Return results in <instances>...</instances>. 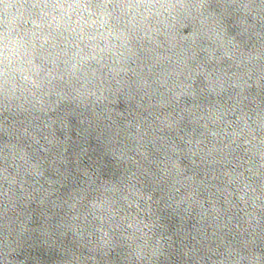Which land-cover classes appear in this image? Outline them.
Masks as SVG:
<instances>
[{"label": "clouds", "instance_id": "1", "mask_svg": "<svg viewBox=\"0 0 264 264\" xmlns=\"http://www.w3.org/2000/svg\"><path fill=\"white\" fill-rule=\"evenodd\" d=\"M226 2L248 10L254 0ZM259 2L264 5V0ZM17 3L20 0H0V109L12 106L23 109L25 105L30 108L42 106L46 94L44 89L51 83L38 71L33 40L35 33L21 29L18 22L19 10H13ZM23 3L29 4L32 10H38L30 12V15L40 18L39 27L48 28L49 36L56 33L63 38L64 47L56 53L63 64L62 70L57 73L58 78L73 88L76 97L95 104H102L107 99L106 93L112 92L113 88H122L123 82L117 80L115 85L110 81L106 83L104 78L91 71L90 62L100 63L103 54L109 52L119 61L124 53L117 55V48L130 52L129 42L133 39H147L153 45L155 55L148 67V75L153 82H165L166 77L175 75L184 57L190 52L202 51L211 58L215 44L223 47L230 43L221 20L209 10L213 0H23ZM255 22L264 30V9L255 18ZM184 23L191 24L194 31L177 51L175 35L179 26ZM100 41H104L103 48L100 47ZM116 41L120 42L119 45ZM40 58L48 59L43 54ZM116 71L115 68H110V72ZM73 81L80 84V87H75ZM143 85L149 86L148 80H143ZM131 127L129 125V130ZM217 135L213 133L214 137ZM129 139L137 145L134 150L143 155L139 146L142 142L139 126H136L134 135L129 134ZM245 143L249 141L245 140ZM261 159L264 161V152H261ZM2 175L3 169H0V176ZM168 177V196L177 208L192 200L190 184L187 179H181L177 164L173 163ZM136 199H143V196L134 184L119 189L107 201L112 211L108 217L100 218L101 226L98 231L103 237H107L114 227L121 229L122 234L132 229L131 233L125 235V239L130 247L134 246L137 259L146 261L163 247L161 239L156 238L154 226L143 221L129 223L125 217L117 219L122 210L120 205L127 203L131 207ZM105 219L108 220L107 229L104 226ZM201 259L204 264H255L256 258L250 256L246 246L223 245L217 254H205ZM258 259L260 264H264V258Z\"/></svg>", "mask_w": 264, "mask_h": 264}]
</instances>
